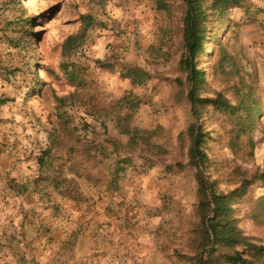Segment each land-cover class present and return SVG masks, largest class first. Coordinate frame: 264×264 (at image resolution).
<instances>
[{
  "label": "rangeland",
  "instance_id": "rangeland-1",
  "mask_svg": "<svg viewBox=\"0 0 264 264\" xmlns=\"http://www.w3.org/2000/svg\"><path fill=\"white\" fill-rule=\"evenodd\" d=\"M156 1L110 0L105 14L97 15L102 27L90 33L83 52L65 56L61 46L79 32V19L89 13L91 0H21L22 8L17 0H0V174L6 175L5 179L23 180L25 185L40 177L38 159L49 147V134L57 124L56 97L83 95L86 103L68 108H72L70 114L78 122L85 118L86 126L91 124L83 113L86 107L105 109L103 120L109 135L124 146L143 143V132L157 126L167 132L166 141H157L166 143L172 151L164 166L145 172L137 155L116 194L107 189L110 161L101 156L91 162L83 156L74 160L62 151L55 152L48 164L61 169L67 178H72L74 171L78 174L82 206L59 205L54 195H48L50 188L29 186L31 193L39 191L42 198L50 197L45 201L50 210L44 205L47 210L22 214L25 222L32 218L36 226L31 225L30 230L40 236L49 234L51 227L47 223L46 232L44 228L41 231L39 213H48L47 219L62 222L71 218L67 209L84 208L83 217H96L102 221L103 230L121 223L123 243L107 261L101 259L105 253L100 251L94 258L98 264H187L162 252L166 248L172 254L183 248L196 203L192 175L188 169L175 167L181 157L177 139L188 126L187 107H178L171 101L176 80L181 77L178 64L183 28L178 10L168 17L156 11ZM169 1L179 7L180 0ZM240 2L243 7L232 15L235 25L224 30L220 42L207 48L199 69L207 72L211 91L222 93L235 108H240L225 84L216 80L215 69H229L237 60L235 54L242 51L256 75L258 102L264 108V0ZM228 58L235 60L234 64ZM67 64L78 69L85 83L83 89L72 86L61 72ZM128 72L137 85L121 79V74ZM36 86L40 87L30 94ZM202 98L214 96L207 93ZM117 112L131 117V123L119 127L112 120ZM206 123L210 143L216 146L214 152L220 159L228 157L220 136L232 126L244 131V140L249 143L244 176L255 194L248 205L244 203L237 209V218L246 235L264 240V119L250 126L248 114L241 112L231 119L217 115ZM96 131L103 142V129L98 124ZM52 202L62 209L59 213ZM93 220L84 226L87 236L93 235L91 229L86 230ZM87 243L85 239L83 244ZM82 251L86 252L84 246ZM79 256L84 261L85 257Z\"/></svg>",
  "mask_w": 264,
  "mask_h": 264
},
{
  "label": "trees",
  "instance_id": "trees-1",
  "mask_svg": "<svg viewBox=\"0 0 264 264\" xmlns=\"http://www.w3.org/2000/svg\"><path fill=\"white\" fill-rule=\"evenodd\" d=\"M16 3L22 8L21 0ZM90 4L89 13L79 19V32L67 38L61 46L63 55L82 53L90 33L102 27L97 15L105 14L110 0H91ZM155 6L157 12L168 17L173 16L176 10L181 14L183 50L178 64L181 77L176 80L171 101L178 107H187L184 109L187 110L188 126L177 139L181 157L175 167L189 170L196 189L194 220L188 225L189 233L185 245L181 250H174L172 254L166 248L162 252L187 264H264V240L246 235L237 218V209L248 205L255 194L251 182L245 179L243 168V164L247 162L249 143L244 140V131L241 128L232 126L231 129H226L219 140L224 143L228 157L220 159L214 152L216 146L210 143L212 140L206 123V120L215 119L217 115L231 119L241 112L248 114L250 126L255 124L257 119H264V108L258 102L257 78L242 51L235 54L236 62L228 58L233 64L235 62L229 69H215L216 80H221L238 102L240 108H235L222 93L210 90L207 72L199 69V62L207 55V48L220 42L224 30L235 25L232 15L243 7L242 3L240 0H180L178 7L172 5L169 0H157ZM226 23L228 24L224 27ZM28 24L32 26L33 23ZM231 30L232 27L227 37ZM61 72L76 89L85 87L78 69L72 64L63 65ZM131 74L122 73L121 79L130 80L132 85H137V80ZM38 87L40 86H36L30 94ZM207 93H211L214 98L203 99L202 95ZM80 95L56 97L57 124L49 134V147L38 159L40 177L37 180H29V183L24 185L25 188L40 185L48 187L59 205L73 203L79 207L83 201V195L79 192V176L74 171L73 177L67 178L61 169L54 168L52 163L48 164L55 152H68L74 160L83 156L91 162L96 161L95 157L101 156L105 161H110L111 164L107 168V189L115 194L120 191L119 184L127 169L134 165L137 155L145 172L152 171L158 165L163 167L166 160L172 156V151L166 143L157 142L166 141L168 137L162 126L144 131L143 143L124 146L109 135L107 122L103 120L106 116L105 109L86 107L83 113L91 124L83 125L85 118L78 122L70 114L72 108L68 107L76 103H86L82 101L84 96L81 95L83 98L80 99ZM112 120L120 127L130 124L132 118L117 112ZM97 124L103 129V142L96 131ZM222 186L227 189L223 190ZM52 206L58 213L62 210L53 202ZM47 207L49 208L48 205ZM37 216L41 231L44 228L46 232V214L43 216L39 213Z\"/></svg>",
  "mask_w": 264,
  "mask_h": 264
},
{
  "label": "crops",
  "instance_id": "crops-1",
  "mask_svg": "<svg viewBox=\"0 0 264 264\" xmlns=\"http://www.w3.org/2000/svg\"><path fill=\"white\" fill-rule=\"evenodd\" d=\"M5 176L0 174V264H98L94 258L98 257L96 255L100 251L105 253L100 258L106 260L123 243L121 223L103 230L102 221L98 222L96 217L90 218L94 220L86 230L91 229L93 235L87 236L83 229L90 220L83 217L86 215L84 208L65 211L71 220L60 222L57 218L52 221L47 219L50 233L40 236L30 230L31 225L36 226L32 218L28 217L25 222L22 214L23 211L36 214L37 211L46 210L44 203L50 201V197L42 198L39 191L31 193L30 189L25 188L23 180H8ZM46 215L50 217V214ZM109 233L111 236H108ZM85 239L88 241L86 245L83 244ZM103 240L107 243L102 244ZM79 255L85 257L84 261Z\"/></svg>",
  "mask_w": 264,
  "mask_h": 264
}]
</instances>
